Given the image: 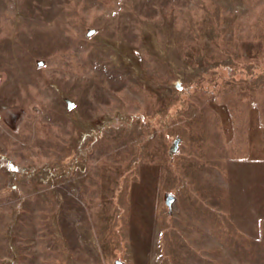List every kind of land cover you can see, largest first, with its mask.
I'll use <instances>...</instances> for the list:
<instances>
[{
  "label": "rangeland",
  "instance_id": "1",
  "mask_svg": "<svg viewBox=\"0 0 264 264\" xmlns=\"http://www.w3.org/2000/svg\"><path fill=\"white\" fill-rule=\"evenodd\" d=\"M0 264H264V0H0Z\"/></svg>",
  "mask_w": 264,
  "mask_h": 264
},
{
  "label": "water",
  "instance_id": "2",
  "mask_svg": "<svg viewBox=\"0 0 264 264\" xmlns=\"http://www.w3.org/2000/svg\"><path fill=\"white\" fill-rule=\"evenodd\" d=\"M172 201H173V197L168 195L166 200H165V203H166L167 206H170Z\"/></svg>",
  "mask_w": 264,
  "mask_h": 264
}]
</instances>
